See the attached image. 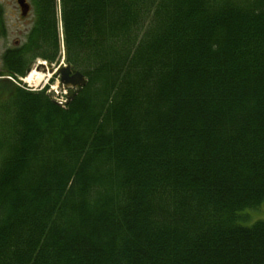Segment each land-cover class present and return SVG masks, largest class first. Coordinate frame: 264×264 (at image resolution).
I'll list each match as a JSON object with an SVG mask.
<instances>
[{
	"label": "trees",
	"instance_id": "trees-1",
	"mask_svg": "<svg viewBox=\"0 0 264 264\" xmlns=\"http://www.w3.org/2000/svg\"><path fill=\"white\" fill-rule=\"evenodd\" d=\"M30 10L6 76L62 43L87 83L63 107L11 92L0 264H264V0Z\"/></svg>",
	"mask_w": 264,
	"mask_h": 264
},
{
	"label": "rangeland",
	"instance_id": "rangeland-1",
	"mask_svg": "<svg viewBox=\"0 0 264 264\" xmlns=\"http://www.w3.org/2000/svg\"><path fill=\"white\" fill-rule=\"evenodd\" d=\"M27 1L30 4V0ZM0 10L2 19L4 20L3 26L0 27V77H4L8 74V72H6V65L3 60L5 51L8 48L22 45V43L25 41L26 33L29 30L33 19L31 10L28 14H26V16H21V12L16 3V0H0ZM57 57H59L58 61L54 60L52 62L53 64L59 63L61 60H64V63L66 62L65 52L63 48H61V44L60 51L59 54H57ZM37 62L45 63L46 61L40 57L30 58L27 65H25L29 68V73H26V75L24 76H21L17 73L11 74L12 77L10 78V84L7 81L0 83V126L7 125L5 120L8 116H11L16 111L13 100L12 98H10L12 96L11 92H13L15 89L18 88L19 90L30 91L33 94H37L40 91H52L53 89L51 88L55 87L56 90L54 89V91H58L59 94L62 95V90L58 87L60 86L59 78L54 76L53 74H49L50 78L47 77L46 79L48 73H44L42 72V70H40L37 71L43 73L40 78L35 74V77H33L31 81L26 80L30 72L32 70H36L35 66L37 65ZM48 79L50 80L48 81ZM3 108H5L4 112L1 111V109ZM7 109H9V113H7ZM248 218L249 221L245 224H251L257 219L264 220V211H250V213L248 212Z\"/></svg>",
	"mask_w": 264,
	"mask_h": 264
},
{
	"label": "water",
	"instance_id": "water-1",
	"mask_svg": "<svg viewBox=\"0 0 264 264\" xmlns=\"http://www.w3.org/2000/svg\"><path fill=\"white\" fill-rule=\"evenodd\" d=\"M16 2L20 8L21 16H26L29 10V4L27 3V1L16 0ZM71 68L72 66L70 64H66L58 67L57 69H54L53 64H51L50 62L39 63L35 67L36 71L42 70V72H47L48 74H60L59 82L63 85V87L67 89V99L69 101H71L87 83V78L78 71L70 75ZM29 71L30 70L28 69L27 73ZM64 75H66L67 77H64ZM46 94L53 102H55L54 91H47Z\"/></svg>",
	"mask_w": 264,
	"mask_h": 264
},
{
	"label": "flooded vegetation",
	"instance_id": "flooded-vegetation-1",
	"mask_svg": "<svg viewBox=\"0 0 264 264\" xmlns=\"http://www.w3.org/2000/svg\"><path fill=\"white\" fill-rule=\"evenodd\" d=\"M19 7V6H18ZM20 9V8H19ZM58 59H59V57H57V58H55V61H58ZM34 62V61H33ZM57 64V65H56ZM63 64H69L68 62H65L64 63V60L62 61H60L59 63H54L53 65H54V67L55 68H57L58 66L59 67H61V66H63ZM75 71H77V70H75L73 67L71 68V72H70V75H72ZM80 72V71H79ZM55 76L56 77H58V78H60V74H55ZM64 77H67L66 75H64ZM2 81V80H1ZM51 82H53V81H51Z\"/></svg>",
	"mask_w": 264,
	"mask_h": 264
},
{
	"label": "built area",
	"instance_id": "built-area-1",
	"mask_svg": "<svg viewBox=\"0 0 264 264\" xmlns=\"http://www.w3.org/2000/svg\"><path fill=\"white\" fill-rule=\"evenodd\" d=\"M61 92L62 95H60L59 92L56 91V100L59 105L64 106L66 103V93L65 91H61Z\"/></svg>",
	"mask_w": 264,
	"mask_h": 264
},
{
	"label": "bare ground",
	"instance_id": "bare-ground-1",
	"mask_svg": "<svg viewBox=\"0 0 264 264\" xmlns=\"http://www.w3.org/2000/svg\"><path fill=\"white\" fill-rule=\"evenodd\" d=\"M35 74H36V76H38L39 78L43 75V73H40V72H37L36 70H32L31 72H30V74L28 75V77L26 78V80L27 81H31V79L33 78V77H35ZM50 75L49 74H47V76H46V79H47V77H49ZM52 89L54 90L55 89V87H52Z\"/></svg>",
	"mask_w": 264,
	"mask_h": 264
}]
</instances>
